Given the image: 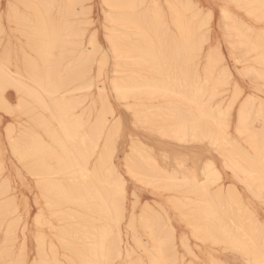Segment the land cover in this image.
Returning <instances> with one entry per match:
<instances>
[{
  "label": "bare ground",
  "instance_id": "6f19581e",
  "mask_svg": "<svg viewBox=\"0 0 264 264\" xmlns=\"http://www.w3.org/2000/svg\"><path fill=\"white\" fill-rule=\"evenodd\" d=\"M7 2L0 0V5ZM12 2L88 5L102 48L89 62L73 47V22L82 18L83 8L78 13L67 7L21 8L45 22L42 30L24 34L0 27V86H11L8 96L15 107L14 116L0 114V204L7 179L13 195L18 191L32 198L35 208L39 179L47 194L46 225L40 229L47 241L46 258L53 264H104L109 259L113 264H185L192 260L191 252L202 260L242 259L226 251L225 244L245 233L259 242L264 225L259 167L264 140L258 119L254 131L243 135H237L235 123L222 130L217 119L220 107L232 101L237 83L247 95L254 94L251 110L259 114L264 0ZM193 3L230 6L233 18L224 27L220 9L215 10L211 38L214 44L223 43V53L228 54L226 67L235 77L231 91L219 83V73L216 85L204 92L196 87L204 68H196L189 55L200 29L197 15L188 7ZM106 15L114 51L104 38ZM105 104L122 119L126 132L115 160L128 193L126 209L119 214L116 180L99 154L103 144L94 145L91 125L81 123ZM234 113L238 117V107ZM68 129L74 133L71 140ZM209 152L220 166L208 189L203 181L186 183L192 169L181 168L177 160L187 162ZM128 165L139 181L127 175ZM31 215L34 220V211ZM24 217L27 222L28 214ZM34 230L31 225L29 253L36 246ZM5 231L0 212V259ZM23 236L21 228V243Z\"/></svg>",
  "mask_w": 264,
  "mask_h": 264
},
{
  "label": "snow or ice",
  "instance_id": "6c2138e0",
  "mask_svg": "<svg viewBox=\"0 0 264 264\" xmlns=\"http://www.w3.org/2000/svg\"><path fill=\"white\" fill-rule=\"evenodd\" d=\"M39 7L56 8L63 10L65 7L74 9L77 13L81 8L84 9L82 18H78L73 22V29L75 32L73 47L82 56L86 57L89 62L100 51H102L99 30L88 15V5H20L8 0L6 4L0 5V27L5 30L12 28L18 33L28 34L29 31H40L44 27L45 22L39 16H32L28 12H21V8L32 9ZM190 9L197 15L200 22V29L197 34V42L190 48L189 55L196 68L203 66V75H197L196 87L200 92H204L207 88L216 85V76L219 73V83L232 90L233 80L235 77L231 73L230 68L226 67L228 64V54L223 53V43L214 44L211 38V29L215 19V10L220 9L221 27L232 19L231 13L228 11L229 5H212L207 7L201 4L193 3L188 5ZM236 7H239L238 5ZM63 22V17H62ZM67 22H71L70 20ZM179 23L177 27H179ZM105 39L111 45L112 50H115V44L112 38L108 35L109 28L107 23V15L104 25ZM231 48V45H229ZM105 55H108L107 53ZM235 60V57H232ZM239 65V61H236ZM241 77L247 81L249 77L244 71L239 73ZM260 78V109L258 116L254 115L251 107L255 101L254 94L247 95L239 83L235 85V90L232 91V101L228 103L227 108L220 107V115L217 123L222 130L230 128L232 123H235L237 135H243L246 131H254L256 120H259L260 134L264 140V68L259 73ZM202 82V83H201ZM11 86L6 82L0 86V114L5 116H14L15 107L10 101L8 91ZM253 87H255L253 85ZM103 98V91L102 97ZM117 98H120L118 92ZM242 101V103H238ZM19 106L18 104L16 105ZM239 108L238 117L234 113L235 108ZM215 113V110H214ZM93 119L95 123H93ZM84 126L91 125V140L94 145L103 144V150L100 151L102 160L108 162V167L113 177L116 180L115 187L118 189V194L115 200L117 213H123L127 206L128 193L125 191L124 180L120 177L115 167V160L120 149L121 140L126 136L122 119L117 117L113 108H109L107 104L98 112H91L87 115V120H81ZM11 129V126H10ZM188 129L184 128V134L187 135ZM73 131L68 129L67 135L71 140ZM225 134H227L225 132ZM128 159L127 157L125 158ZM224 167H228V161L224 160ZM177 164L181 167L192 169L186 173L185 182L200 185L203 181L202 187L207 190L210 180L213 176L218 175L217 169L219 162L209 152L208 155L198 156L193 160L185 162L183 159H178ZM127 175L134 181H139L140 178L132 170L131 165H128ZM260 174L262 182H264V148H262L259 159ZM210 195V192H209ZM3 201L0 204V212H2L3 220L7 226V231L3 233L5 241L4 258L0 259V264H53L47 256V241L46 237L42 236L41 228L46 225V208L44 201L47 200V194L44 191L43 185L37 179V188L35 190V208L32 207V198H26L18 191L13 195L11 182L4 181L2 190ZM136 193H132L133 213L135 212ZM260 199L264 201V190L260 193ZM35 212V218L31 215ZM28 214V221L25 222L24 214ZM34 225L33 235L35 236V248L31 253L28 251V234L29 227ZM23 228V243L20 242V229ZM99 246V245H98ZM18 250V254H17ZM225 250L236 253L242 259L220 261L214 257L211 259H199L194 253L192 260L185 261V264H264V225L261 226L260 239L257 243L255 236H250L247 233L238 236L231 244H225ZM257 255L258 259H253ZM56 264H59L57 261ZM81 264H99L96 261H82ZM104 264H113L111 259L106 260ZM135 264H146L145 261H136ZM152 264H173L171 261H152Z\"/></svg>",
  "mask_w": 264,
  "mask_h": 264
},
{
  "label": "rangeland",
  "instance_id": "374dc122",
  "mask_svg": "<svg viewBox=\"0 0 264 264\" xmlns=\"http://www.w3.org/2000/svg\"><path fill=\"white\" fill-rule=\"evenodd\" d=\"M35 213V212H34Z\"/></svg>",
  "mask_w": 264,
  "mask_h": 264
}]
</instances>
